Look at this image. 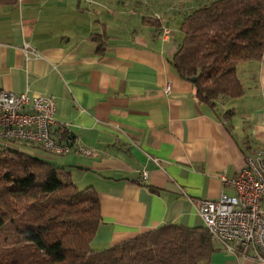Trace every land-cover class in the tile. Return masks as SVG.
<instances>
[{
  "label": "crops",
  "instance_id": "0c3cea01",
  "mask_svg": "<svg viewBox=\"0 0 264 264\" xmlns=\"http://www.w3.org/2000/svg\"><path fill=\"white\" fill-rule=\"evenodd\" d=\"M206 1L20 0L0 8V90L52 97L58 126L96 153L53 156L21 146L69 171L78 189L96 191L95 250L165 225L205 227L195 201L234 196L222 177L236 178L246 154L264 149V55L238 65L244 96L215 107L199 102L172 65L178 35L164 18L178 14L180 24ZM126 7L141 8L138 29L108 28L124 23ZM93 35L104 36L100 51ZM214 245L206 264H264L254 251L242 257Z\"/></svg>",
  "mask_w": 264,
  "mask_h": 264
},
{
  "label": "trees",
  "instance_id": "16d2710c",
  "mask_svg": "<svg viewBox=\"0 0 264 264\" xmlns=\"http://www.w3.org/2000/svg\"><path fill=\"white\" fill-rule=\"evenodd\" d=\"M19 1L0 0V8ZM180 33L172 65L182 79H196L198 101L215 107L239 99L238 65L264 55V0L206 1L183 18ZM92 38L100 51L104 36ZM23 145L0 143V264H206L216 251L205 227L173 224L95 250L102 224L96 191L78 189L69 171Z\"/></svg>",
  "mask_w": 264,
  "mask_h": 264
},
{
  "label": "built area",
  "instance_id": "2783aa9c",
  "mask_svg": "<svg viewBox=\"0 0 264 264\" xmlns=\"http://www.w3.org/2000/svg\"><path fill=\"white\" fill-rule=\"evenodd\" d=\"M171 37V30L164 29V40ZM55 113L52 97L31 98L26 93L0 90V143L37 146L53 156L75 152L94 157V150L80 145L69 133L54 134L58 127ZM61 128L68 131L65 126ZM148 177L144 171L142 180ZM222 179L235 191L234 196L222 194L218 200L195 201L205 228L229 252L246 257L254 251L264 261V149L246 154L245 166L236 178Z\"/></svg>",
  "mask_w": 264,
  "mask_h": 264
},
{
  "label": "rangeland",
  "instance_id": "374dc122",
  "mask_svg": "<svg viewBox=\"0 0 264 264\" xmlns=\"http://www.w3.org/2000/svg\"><path fill=\"white\" fill-rule=\"evenodd\" d=\"M80 1H82V2H84V0H80ZM85 1H88V0H85ZM126 1H128V0H126ZM85 3V2H84ZM127 3V2H126ZM130 4H131V2H130ZM91 10H92V12H95V14H98L99 12H98V8L97 7H91ZM135 10V12H136V14L135 15H133L132 14V11H134ZM108 12V11H107ZM122 12L123 13H126V14H124L123 15V17H122V20L124 21V23H121V24H109L108 26V28H112V27H116L117 29H120V30H125L126 28H131L132 30H136V29H138V27H139V25H137L136 26V22H137V20L138 21H141L140 19L141 18H143L142 17V14H141V8H137V9H130V8H124V9H122ZM95 14H93V17L95 16ZM178 14H174V15H171V17H168V18H164V22H166V24L168 25V26H170V28L173 30V32H174V34L176 35V33H177V39H176V41L178 42L179 40H180V38H181V33H180V24H179V22L177 21V23L176 22H174L175 20L173 19L174 17H176ZM101 16V15H100ZM157 18H159V16H157ZM95 20H104L103 19V16H101V18H98V17H95L94 18ZM170 21V22H169ZM96 26H97V23H96ZM134 26H136V27H134ZM134 28V29H133ZM163 31H164V29L162 30V36H163ZM123 34H125V32H122ZM40 154H42L43 156H46V157H49V155H47V154H45V153H40Z\"/></svg>",
  "mask_w": 264,
  "mask_h": 264
},
{
  "label": "water",
  "instance_id": "95a60500",
  "mask_svg": "<svg viewBox=\"0 0 264 264\" xmlns=\"http://www.w3.org/2000/svg\"><path fill=\"white\" fill-rule=\"evenodd\" d=\"M195 80H196V79H195V78H193V79H192V82H194Z\"/></svg>",
  "mask_w": 264,
  "mask_h": 264
}]
</instances>
